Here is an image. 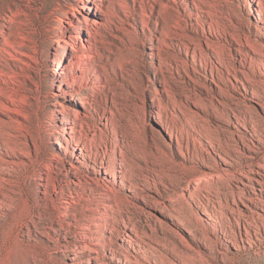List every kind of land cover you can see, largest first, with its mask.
<instances>
[{
	"label": "rangeland",
	"instance_id": "1",
	"mask_svg": "<svg viewBox=\"0 0 264 264\" xmlns=\"http://www.w3.org/2000/svg\"><path fill=\"white\" fill-rule=\"evenodd\" d=\"M81 2L0 0V264H264V0Z\"/></svg>",
	"mask_w": 264,
	"mask_h": 264
},
{
	"label": "bare ground",
	"instance_id": "2",
	"mask_svg": "<svg viewBox=\"0 0 264 264\" xmlns=\"http://www.w3.org/2000/svg\"><path fill=\"white\" fill-rule=\"evenodd\" d=\"M82 2L85 4V8L87 9V10H89V11H91V7L90 6H88L87 4L88 3H94V0H82ZM81 2V3H82ZM90 5V4H89ZM94 25H97V23L96 22H94ZM3 40H4V38H3ZM73 48L74 49H76L77 47H76V45H73ZM196 198V197H195Z\"/></svg>",
	"mask_w": 264,
	"mask_h": 264
}]
</instances>
